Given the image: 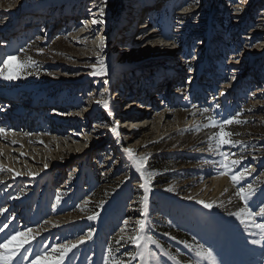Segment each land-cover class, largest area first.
<instances>
[{"label":"rangeland","instance_id":"obj_1","mask_svg":"<svg viewBox=\"0 0 264 264\" xmlns=\"http://www.w3.org/2000/svg\"><path fill=\"white\" fill-rule=\"evenodd\" d=\"M101 7L104 23L92 24L101 18ZM90 30L91 40L84 36ZM151 33L157 36L143 46ZM101 37L103 51L97 47ZM10 55L37 63L18 80L0 78L8 87L0 100L18 94L19 100L9 105L21 109L18 116L27 126L50 128L57 122L73 131L62 137L72 140L65 156L55 153L62 144L51 142L47 168L43 159L35 161L46 149L44 143L0 140V148L13 151L14 157L26 153L30 160L25 171L18 158L19 175L0 163V243L33 230L30 243L11 264H32L36 255L88 232L92 238L68 252L61 264H105L110 248L113 257L130 264H210L196 255L200 249L212 250L216 264H264V242L252 243L260 239L254 223H264V216L241 223L229 215L244 207L234 195L239 186L253 185L248 206L254 212L264 206V0H0V62ZM98 58L104 60L106 76L91 75ZM38 98H57L59 106L72 102L68 105L79 112L81 122L27 117L25 109ZM100 98L112 102L116 112L96 111ZM141 103L152 108L137 110ZM12 108L0 110V128ZM204 108L209 111L201 114L198 110ZM130 113L141 121H123ZM237 113L247 123L226 130L240 133L232 139L243 144L223 150L236 153L233 158L247 157L238 167L247 166L251 175L233 186L211 163L220 160L208 147L218 130L204 125L208 116L219 121ZM117 122L119 136L110 131ZM4 129L20 142L25 135L49 136ZM125 147L138 156L150 154L149 170L159 173L145 230L157 243L148 244L143 259L137 255L142 247L116 243L125 220L126 234H132L135 221L144 219L142 181ZM156 157L168 164L167 170L154 168ZM198 200L223 202V207L207 209ZM93 213L98 217L87 219Z\"/></svg>","mask_w":264,"mask_h":264},{"label":"snow or ice","instance_id":"obj_2","mask_svg":"<svg viewBox=\"0 0 264 264\" xmlns=\"http://www.w3.org/2000/svg\"><path fill=\"white\" fill-rule=\"evenodd\" d=\"M103 16L104 8L101 7L99 9V17L101 18H94L92 20V24H103ZM97 47L100 49V51H103V49L105 48V39L103 37L100 38ZM38 51L41 54L43 52L42 49ZM36 63L37 62L31 57H28L26 60H20L17 56L10 55L2 62H0V78L7 81L18 80L22 77V75L27 71L29 67L35 66ZM97 65L99 66L97 67ZM91 67L93 68V71L91 73V75L93 76H106L108 74L103 58H98L97 64H94ZM27 74L31 75L32 73L29 72ZM104 83L107 84L108 81L105 80ZM103 107L105 109L108 108V103L106 101L103 102ZM193 107L195 108L196 106L193 105ZM217 107H219V105H217ZM198 111L203 114L207 113L209 109L204 108ZM193 115H195V113H193ZM240 115V113H237L236 116L219 121L211 116H208V123L204 125V127H212L218 130L209 137L208 147L210 150H213L217 155L220 156V160L211 161V163L218 165V168L220 169L218 171V175L230 177L233 186L240 185L241 181H243L247 176L251 175V170L247 166L238 167L242 165V161L247 159V157L241 155L239 158H233L236 156V153H231L223 150L225 146L235 147L238 144H243V141L232 139L233 136L240 135V133H234L232 131L226 130V126H230L233 124L241 125L247 123V121L239 119ZM196 130H199V126H197ZM110 131L114 135L119 136L118 122L117 126L112 127ZM0 134L6 135L7 132L4 128H0ZM13 143H15V141H13ZM41 143H43V141H41ZM123 151L129 158V160L132 162V166L135 168V171L139 174V177L142 181V183L139 184V188L143 190V195L140 200V203L142 204L140 214L144 217V219H137L135 221L136 227L134 228L132 234H126V227L129 221L125 220L124 224L126 227L120 230L121 234L119 235V238L116 239V243H130L138 249L142 247L143 250L139 251L137 255H139L140 258L143 259L148 251V244L157 243L151 236H147L145 234V230L147 227L149 196L152 192L153 180L157 175H159V173L149 170L148 161L150 159V154L138 156L133 149L127 147H125ZM253 159H255V157H253ZM44 167L47 168L48 165L45 164ZM17 175H19V173H17ZM165 190L172 192L174 191V188L168 187ZM224 191L226 192L227 189H225ZM254 192L255 189L251 184H248L246 187H237V190L235 191L234 195L238 197L240 201L243 202L244 207L237 212L229 213V215L236 216L238 219H240L241 223H247L248 221H251L254 216H264V206H261L259 208V211L256 212H254L248 206V202L250 198L254 195ZM187 198L192 199L191 196ZM197 203L202 204L203 207L207 209H212L214 206L223 207V202L217 205L215 201L205 202L203 200H198ZM83 204L86 206L88 204V201H84ZM80 210L84 211V208L81 207ZM98 215L99 213H93L92 215H89L87 219L94 220L98 217ZM45 223H51V221H45ZM254 227L259 229L260 239L253 240L252 243L261 244L262 242H264V223H254ZM0 231H3V229H0ZM32 231L33 230L29 228L25 233L18 232L15 235H12L7 238L3 243H0V250H3L0 251V264H11L13 259L16 257L19 249L23 248L25 244L30 243V238L28 237V234ZM21 236L24 237V239L21 240L18 244H16L14 248L10 247V245L13 244V241H16L17 238ZM34 238L35 237H31V239ZM91 238L92 232H88L86 236L78 238L75 242H66L64 244L55 245L51 248V252L45 251L42 256L36 255L32 261V264H61L68 252H70L73 248H76L79 244L84 243L86 239ZM25 251H27V249H25ZM56 253H59V255H54ZM128 255L132 260L136 259V255H132L131 253H128ZM196 255L201 257L202 259L208 260L210 264H216L215 256L213 255V252L210 249H200L196 252ZM105 264H130V261H126L118 257H113L112 249L110 248L109 256L105 258Z\"/></svg>","mask_w":264,"mask_h":264},{"label":"bare ground","instance_id":"obj_3","mask_svg":"<svg viewBox=\"0 0 264 264\" xmlns=\"http://www.w3.org/2000/svg\"><path fill=\"white\" fill-rule=\"evenodd\" d=\"M81 22L83 24H85V21L81 20ZM91 32H93V30L86 31L84 33V36L86 35L87 38L89 37L88 38L89 40H91L93 38L90 35ZM149 35L150 36L146 39L145 43H143V46H145V47H149V43L152 42L155 39V37L157 36L154 33H151ZM18 98H19L18 94L5 96L4 100H0V110L6 109L9 106V104L13 103L11 101L19 100ZM59 104L60 103H58V102H54L53 106H56L55 108H58ZM58 113H61V112H58ZM62 115H64V114H60V116H62ZM166 116H168V115H166ZM134 117H135L134 114L130 113L126 117H124L123 121H126V122L130 121V122H137V123L141 121V120L133 119ZM5 118H7V116ZM18 118H19V116H18ZM113 121L115 122L114 119L112 120V122ZM112 122H110L108 124H111ZM1 125H3L4 128L9 129V130L12 129L13 131L23 132V134H25L26 132H32V131H35L36 133L39 132V131H45L47 134H49V136H47V135L41 133V134L37 135L36 137L35 136L32 137L31 135H25V137L23 138L24 139L23 142H20L16 138H12V136L8 137L6 135L0 134V140L2 142H7L9 144L11 143L13 145H18V144H22V143L25 144L26 141L32 142V143L33 142L34 143H40L41 141H43V143L45 145H47L46 149L43 152L40 153L39 157H37L39 160L38 159L35 160V158H34L35 161H40V159L41 160L43 159V161H42L43 163L42 164H44L45 162H47L49 160V157L46 155L47 154L46 151H48V150H50V148L54 147L53 143L57 142V143H61L62 144L61 147L58 148L55 153H57L58 155H61L63 157V156L66 155L67 151L69 150L68 147L71 144L70 141H72L71 139H69V140L67 139L68 141L62 139V137H64V136H66V137L69 136V135L72 136V134H73L72 133L73 131L71 130L72 127L71 128L67 127L68 126L67 124H62L61 125V123H57L56 122L53 126H50V128L47 126L48 127L47 128L44 125H41V124L38 125L36 123V124H34V125H32L30 127V126H27L25 123L18 124L13 119H9V121H7L6 124H1ZM13 141H15V143H13ZM51 142H53V143H51ZM14 156H15V154L13 153V151H9V150L5 151L3 148H0V163H5V165L8 167V169L10 171H12V173H14V174L18 173V171H17L18 169L16 167V164L18 162V158L22 159L24 161V167H23L22 170L26 171V169H29V166H28L29 164L28 163L30 162V160L27 157L26 153L25 154H19L17 157H14ZM33 174H35V173H33ZM165 254L167 255L168 258L171 257L167 252H165ZM179 262L181 264H184L181 261H179Z\"/></svg>","mask_w":264,"mask_h":264},{"label":"trees","instance_id":"obj_4","mask_svg":"<svg viewBox=\"0 0 264 264\" xmlns=\"http://www.w3.org/2000/svg\"><path fill=\"white\" fill-rule=\"evenodd\" d=\"M158 158L156 157V162H158V164H156L155 166H154V168L155 169H157V170H161V171H163V170H167V166H168V164L167 163H165L164 162V160H157Z\"/></svg>","mask_w":264,"mask_h":264}]
</instances>
